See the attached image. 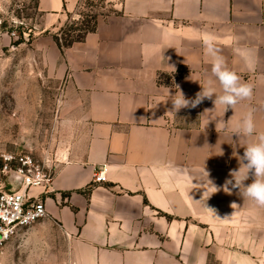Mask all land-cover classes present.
Returning a JSON list of instances; mask_svg holds the SVG:
<instances>
[{
    "label": "crops",
    "instance_id": "crops-1",
    "mask_svg": "<svg viewBox=\"0 0 264 264\" xmlns=\"http://www.w3.org/2000/svg\"><path fill=\"white\" fill-rule=\"evenodd\" d=\"M81 3L39 0L44 32ZM207 34L253 96L226 112L213 96L174 113L180 92L195 99L209 81L221 91ZM35 45L65 83L61 113L78 132L51 185L30 192L49 213L36 225L68 238L69 264H264V207L223 191L264 133V0H120L64 55L51 36ZM249 111L255 133L233 135Z\"/></svg>",
    "mask_w": 264,
    "mask_h": 264
},
{
    "label": "rangeland",
    "instance_id": "rangeland-1",
    "mask_svg": "<svg viewBox=\"0 0 264 264\" xmlns=\"http://www.w3.org/2000/svg\"><path fill=\"white\" fill-rule=\"evenodd\" d=\"M38 1L0 0V164L5 156H27L53 174L78 132L61 113L65 83L52 75L48 52L35 45L46 37ZM119 4L85 0L71 22L81 27L90 15H114ZM21 37L25 42L15 45ZM68 241L58 227L34 225L0 249V264H69Z\"/></svg>",
    "mask_w": 264,
    "mask_h": 264
},
{
    "label": "clouds",
    "instance_id": "clouds-1",
    "mask_svg": "<svg viewBox=\"0 0 264 264\" xmlns=\"http://www.w3.org/2000/svg\"><path fill=\"white\" fill-rule=\"evenodd\" d=\"M203 44L206 53L213 58L211 72L219 82L221 91L217 93L209 81V86H202V91L197 93L195 99H186L184 94L180 92L178 97L171 98L174 113L182 108H195L205 98L212 99L213 96L215 97V107L221 105L226 112L230 108L234 109L240 101L251 99L253 96V85L242 82L234 71L227 68L224 58L219 55V50L215 46V37L211 34L205 35ZM255 131L256 124L253 112L249 111L236 124L233 135L250 137ZM237 158L240 166L238 170L230 172L231 179H226L223 191L231 194L233 189H238L239 195L244 199L253 201L259 207H264V133L259 134L255 142L246 144L243 155ZM242 171L243 175L241 174ZM249 178L252 179V182L245 184ZM210 183L215 188V192L220 191L211 181Z\"/></svg>",
    "mask_w": 264,
    "mask_h": 264
},
{
    "label": "built area",
    "instance_id": "built-area-1",
    "mask_svg": "<svg viewBox=\"0 0 264 264\" xmlns=\"http://www.w3.org/2000/svg\"><path fill=\"white\" fill-rule=\"evenodd\" d=\"M54 173L33 162L30 157L13 155L0 164V249L13 238L47 219L46 205L30 195L34 188H48ZM16 180L20 181L18 188ZM105 171L94 176L95 184L106 183Z\"/></svg>",
    "mask_w": 264,
    "mask_h": 264
},
{
    "label": "trees",
    "instance_id": "trees-1",
    "mask_svg": "<svg viewBox=\"0 0 264 264\" xmlns=\"http://www.w3.org/2000/svg\"><path fill=\"white\" fill-rule=\"evenodd\" d=\"M84 1L85 0H82V3ZM82 3L79 8L82 6ZM88 17L90 18V21L87 23H81V27H79L78 23L71 22V15H69L68 22L57 33H50L47 31L45 34L46 36H51L53 38L62 55H64L65 51L71 48L74 44L83 42L88 34L96 32L99 15H90ZM30 38H32V35H30ZM24 42V38L21 37L20 41L15 45H19ZM90 192L91 188L84 191L83 194L88 196Z\"/></svg>",
    "mask_w": 264,
    "mask_h": 264
},
{
    "label": "water",
    "instance_id": "water-1",
    "mask_svg": "<svg viewBox=\"0 0 264 264\" xmlns=\"http://www.w3.org/2000/svg\"><path fill=\"white\" fill-rule=\"evenodd\" d=\"M16 184H17V186H19L20 185V181L16 180Z\"/></svg>",
    "mask_w": 264,
    "mask_h": 264
}]
</instances>
